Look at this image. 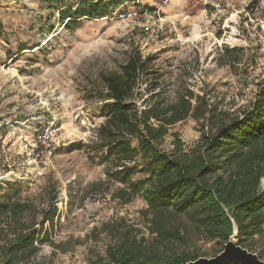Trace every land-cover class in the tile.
<instances>
[{
	"label": "rangeland",
	"instance_id": "1",
	"mask_svg": "<svg viewBox=\"0 0 264 264\" xmlns=\"http://www.w3.org/2000/svg\"><path fill=\"white\" fill-rule=\"evenodd\" d=\"M163 1L126 2L70 28L48 0H0V198L9 183L13 200L57 209L53 226L43 227L51 243L26 264H90L104 256L119 225L149 237L143 200L112 199L120 186L107 181L102 154L87 149L109 102L101 76L119 72L130 53L150 59L132 99L139 111L152 94L173 103L188 89L217 112L238 115L264 89V0ZM132 10L147 14L119 18ZM232 49L240 53L232 57ZM203 124L204 118L177 124L161 148L171 149L174 133L192 147ZM42 132L47 146L37 142ZM73 143L85 148L68 152ZM245 245L264 262V233ZM219 248L196 239L191 250L213 258Z\"/></svg>",
	"mask_w": 264,
	"mask_h": 264
},
{
	"label": "trees",
	"instance_id": "2",
	"mask_svg": "<svg viewBox=\"0 0 264 264\" xmlns=\"http://www.w3.org/2000/svg\"><path fill=\"white\" fill-rule=\"evenodd\" d=\"M136 1L48 0L58 8L61 24L70 28ZM229 53L234 57L240 50ZM149 62L134 51L119 72L101 76L103 98L109 102L101 109L105 121L87 148L94 157L102 154L107 181L120 186L112 199L121 205L143 200L149 237L125 224L111 228L104 256L90 264H186L200 258L191 250L196 239L216 242L219 255L234 225L239 245L247 249L246 243L264 233V89L238 115L217 112L188 89L173 103L152 94L139 111L132 99ZM203 118L201 136L192 147L174 133L171 149L161 148L174 126ZM83 148L73 143L67 151ZM11 188L6 183L0 198V264H26L51 243L43 227L53 226L57 209L54 203L39 210L13 200Z\"/></svg>",
	"mask_w": 264,
	"mask_h": 264
},
{
	"label": "water",
	"instance_id": "3",
	"mask_svg": "<svg viewBox=\"0 0 264 264\" xmlns=\"http://www.w3.org/2000/svg\"><path fill=\"white\" fill-rule=\"evenodd\" d=\"M186 264H264L256 254L243 249L238 243L236 226L224 245L223 251L213 258H198Z\"/></svg>",
	"mask_w": 264,
	"mask_h": 264
},
{
	"label": "built area",
	"instance_id": "4",
	"mask_svg": "<svg viewBox=\"0 0 264 264\" xmlns=\"http://www.w3.org/2000/svg\"><path fill=\"white\" fill-rule=\"evenodd\" d=\"M167 3L168 0H164L162 2L163 5H167ZM146 14L147 12H143L141 10H132V11L123 12L122 14H120L119 18L123 21H134L137 20L138 18L145 17ZM37 142L39 144L47 146L50 143V137L46 132H42L37 136Z\"/></svg>",
	"mask_w": 264,
	"mask_h": 264
},
{
	"label": "bare ground",
	"instance_id": "5",
	"mask_svg": "<svg viewBox=\"0 0 264 264\" xmlns=\"http://www.w3.org/2000/svg\"><path fill=\"white\" fill-rule=\"evenodd\" d=\"M20 1H26V0H20Z\"/></svg>",
	"mask_w": 264,
	"mask_h": 264
}]
</instances>
